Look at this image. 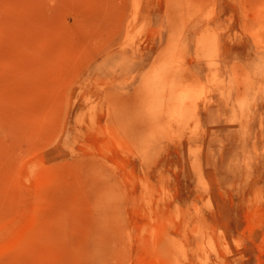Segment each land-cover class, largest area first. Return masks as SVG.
<instances>
[{
	"label": "rangeland",
	"instance_id": "1",
	"mask_svg": "<svg viewBox=\"0 0 264 264\" xmlns=\"http://www.w3.org/2000/svg\"><path fill=\"white\" fill-rule=\"evenodd\" d=\"M0 264H264V0H0Z\"/></svg>",
	"mask_w": 264,
	"mask_h": 264
}]
</instances>
